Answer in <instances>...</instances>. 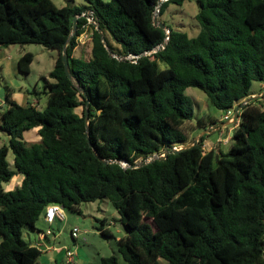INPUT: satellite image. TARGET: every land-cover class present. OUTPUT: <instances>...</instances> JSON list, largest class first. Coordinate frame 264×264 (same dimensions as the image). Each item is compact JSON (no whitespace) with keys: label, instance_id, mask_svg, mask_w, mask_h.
Listing matches in <instances>:
<instances>
[{"label":"trees","instance_id":"obj_1","mask_svg":"<svg viewBox=\"0 0 264 264\" xmlns=\"http://www.w3.org/2000/svg\"><path fill=\"white\" fill-rule=\"evenodd\" d=\"M184 1L160 4L167 44L134 61L117 55L140 54L166 37V28L154 23L160 0L62 6L0 0V44L36 42L57 50L51 78L42 75L43 88L33 89L36 97L48 95L44 107L33 98L18 101L8 86L0 104V127L10 134L9 145H0V264H38L43 249L24 237V227H49L37 224L49 203L81 212L82 202L97 199H109L120 213L126 233L117 243L125 264H264V94L240 109L229 149H205V133L173 150L192 140L190 130L218 124L199 117L188 125L196 112L187 87L203 89L226 112L255 93V80L264 81V0H197L195 34L161 18L170 2ZM88 9L99 23H90L92 38L84 43L90 54L75 53L86 15L67 45L77 83L66 73L63 50L75 15ZM33 60L34 52H23L19 70L30 72ZM33 128L40 138L29 141L25 134ZM167 146L163 159L122 163ZM16 173L23 174L21 183L5 189L2 183ZM100 229L110 234L109 227ZM89 264L121 263L112 253Z\"/></svg>","mask_w":264,"mask_h":264},{"label":"rangeland","instance_id":"obj_2","mask_svg":"<svg viewBox=\"0 0 264 264\" xmlns=\"http://www.w3.org/2000/svg\"><path fill=\"white\" fill-rule=\"evenodd\" d=\"M54 1L59 6L65 4H82L87 2V0ZM198 9L199 5L197 0H185L182 4L170 2L168 8L161 15V18L167 24L185 29L190 34H195L199 29V24L195 17ZM27 50L34 52V60L31 64L30 72H23L18 68V58ZM75 53L77 55L88 56L90 54L89 43L78 44L75 48ZM56 54V49L47 47L42 43L28 42L12 43L9 45L0 44V97L3 99L0 100V104H2V106L5 105V99L3 97L5 95L6 87L8 86L14 90L13 96H15L18 101L23 102L33 98V101L38 106L44 107L47 103L48 95L42 93L40 98L38 95L36 97L37 93L33 92V89L43 88L44 78L42 75L50 77V70L54 67ZM161 66L164 67L165 63L161 62ZM259 88L260 81L255 80L252 84V90L255 91ZM185 91L193 96L194 108L196 112V116L193 120L187 122L189 126L192 124L197 125L199 117H203L206 121L210 118H214L218 123L225 120V118H223L225 113L224 109H220L213 104L203 89L196 86H189ZM77 109L78 111H81L82 106ZM234 114L235 112L233 115ZM236 123L231 124L228 133H225L224 130L217 128L208 133L206 138L213 141L220 136L223 138V141L226 142L223 144V147L227 150L230 148L232 142L230 129H232L231 127L234 124L236 126ZM201 131L197 133L195 129L190 130L191 138L193 139L196 135L200 134ZM25 135L29 141L38 140L40 138L37 128L28 130ZM9 140V132L0 127V145H9ZM8 160L10 161L11 167L15 168L14 151L11 147L8 153ZM22 178V173H16L10 180L4 181L2 186L5 189H11L20 184ZM99 206L101 207L99 208ZM80 208L81 212L65 209L66 219H57L55 222L48 224V222L41 217L37 224L41 227H47L50 225L54 227L56 232L60 231L59 238L57 239L58 241L55 244L63 245L65 247H63L64 251L66 247L74 249L78 253V258L75 263L88 264L92 261H99L102 255L117 253L119 255L120 263L125 264L126 260L118 250L117 237L125 234L126 229L120 220V213L115 205L109 199H97L82 202L80 204ZM104 216H106L108 220H111V223H103L102 218ZM74 225H78L80 228L79 235L75 237L76 239H74L71 233V228ZM102 226L109 227L110 234H102L100 229ZM37 235L38 233L35 229L24 227V237L27 240L37 244V241L39 240ZM64 251H61L63 253V259L65 258ZM59 255L60 253H58L57 250H43L39 257L38 264H57V261H61Z\"/></svg>","mask_w":264,"mask_h":264},{"label":"water","instance_id":"obj_3","mask_svg":"<svg viewBox=\"0 0 264 264\" xmlns=\"http://www.w3.org/2000/svg\"><path fill=\"white\" fill-rule=\"evenodd\" d=\"M163 1H164V0H160V3H159V5H158V7L156 8L155 15H154V23L160 25V26L163 27V28H166V24H165L163 21H160L159 18H158V13H159V11H160V4H161ZM89 10H90V9H88L87 11L89 12ZM82 14H83V12L80 13V14L75 15V17H74V24H73L72 31H71V33H70V35H69V37H68V40H67V41L65 42V44H64V50H63V61H64V65H65L66 73L68 74L69 77H71L72 79H74L77 83H78V80L74 77V74H73L72 69H71V66H70L69 53H68V50H67V45H68V43L71 41L73 35H75L76 32H77L78 18H79ZM94 24L99 28V23L97 22V20H96V22H94ZM100 34H101V36H102L103 41H105V43L107 44V42H106V36H105V33H104V31H103L102 29H100ZM168 38H169V36H168L167 38L165 37V39H164L161 43H159L158 45H156L154 48H152V49H150V50H146V51H144V52H142V53H140V54H137V55L146 54L147 51H150V53H152V52H154V51H157V50H159V49L164 48L165 45L167 44ZM263 94H264V89L261 90V91H259V92H257V93H253V94L249 95L245 100H243L241 103L237 104V105L235 106V110H234L235 114L232 115L231 118L226 119V120L228 121V123H230V122H232V121H235V120L237 119V117L239 116V111H240V109L243 108L244 105H245L247 102H249V101H251V100H254V99H256V98H260V97L263 96ZM5 104H6V103H5ZM85 118H86V123H87L86 132L88 133V131H89V119H90L89 101H88L87 104H86V116H85ZM221 126H222V124L217 125V126H215V127H206V128L203 129V131H201L200 134L196 135L192 140H190V141H188V142H186V143H184V144L175 145V146L173 147V150H174V151H179V150H181V149H183V148L189 147V146L193 145L195 142L199 141L200 137H201L203 134H205V133H209V132H211V131H213V130H215V129H217V128H220ZM214 128H215V129H214ZM89 142H90V144L92 145V141L90 140ZM94 151H95V154H96L99 158L103 159V161H105V162H108V161H109V160L106 159V158H102V156L99 154L97 148H94ZM168 152H169V147L167 146V147L164 149V151H162V152H160V153H159V152H152V153H150L148 156H146V157H142L140 160H136L135 162L129 163V162H126V161H125V162H122V163H123L124 166L138 167V166L144 165V164H146V163H148V162H150V161H152V160H154V159H156V158L163 159V158L167 157ZM216 156H217V158H218L219 153H217Z\"/></svg>","mask_w":264,"mask_h":264},{"label":"built area","instance_id":"obj_4","mask_svg":"<svg viewBox=\"0 0 264 264\" xmlns=\"http://www.w3.org/2000/svg\"><path fill=\"white\" fill-rule=\"evenodd\" d=\"M82 15L87 16V21L82 25L84 30L78 35L77 40L80 43H86L92 38V31L90 30V23L96 22V18L93 15V11L90 9L88 11H84ZM169 28H166V38L169 36ZM150 51H147L146 54H149ZM119 58H130L134 61H136V57L139 56L137 54L129 53L126 55H117ZM235 109L228 110L224 113L223 118L229 119L232 117ZM204 147L205 144H204ZM45 219L49 222H53L55 219H66L65 214V208L62 204L52 202L49 203L46 207ZM80 228L78 225H74L71 229V233L74 237L79 235ZM39 235L41 236V240L38 242V245L43 249H49L54 246V243L52 240L46 239L49 235H52L53 237L56 236V233L54 232L53 228L51 226L47 227L45 230L40 231ZM77 259L76 251L74 249L66 247L65 249V258L63 259L62 264H76L75 261Z\"/></svg>","mask_w":264,"mask_h":264},{"label":"crops","instance_id":"obj_5","mask_svg":"<svg viewBox=\"0 0 264 264\" xmlns=\"http://www.w3.org/2000/svg\"><path fill=\"white\" fill-rule=\"evenodd\" d=\"M264 86V81H260V88L261 87H263ZM260 88L259 89H257V90H255V92L257 93V91H259L260 90ZM15 97V96H14ZM1 99L0 100H3L2 99V97H0ZM1 102V101H0ZM24 102H26V100L25 101H23L22 103H24ZM239 120H240V117L238 116L237 117V119L235 120V121H232V122H230V123H228V121L225 119V120H222L221 122H219L218 124H210L209 126H207V127H215L214 125H220V124H222V126L220 127V129H222V130H224L225 131V133H228V130H229V128H230V126H231V124H233V123H236L237 121L239 122ZM238 122L236 123V125L238 124ZM234 126H235V124L231 127L232 129H230V133L232 134V130H233V128H234ZM215 129V128H214ZM203 130V129H202ZM222 130H221V133H222ZM212 132V131H211ZM210 133V132H209ZM217 143V144H216ZM226 142H224L223 141V138H221L220 136L216 139V140H209L208 138H205V142H204V144H205V149H210V148H212V147H216V146H223V144H225ZM223 149H225L226 150V148H224L223 147ZM101 206H99V208H100ZM67 218V217H66ZM104 218H106V220L104 221V223H111V220H108V218L106 217V216H104ZM57 219H60V218H57ZM57 219H55V220H57ZM55 220L53 221V222H55ZM61 220V219H60ZM52 222V223H53ZM106 227V226H105ZM54 228V227H53ZM72 229V228H71ZM110 230V229H109ZM37 233H38V237H39V240L37 241V244H38V242L41 240V236L39 235V231H37ZM55 233H56V236L55 237H53L52 235H49L46 239H48L49 241L50 240H52L53 241V243H54V246H53V248H50V249H48V250H57L58 251V253H60V259H61V261H59V263L58 264H62V261H63V253L61 252V251H64V249H63V245H57V244H55V243H57V239L59 238V235H60V231H58V232H56L55 231ZM122 235H124V234H122ZM122 235H120V236H122ZM119 236V237H120ZM34 243V242H33ZM36 244V243H35ZM65 248V247H64ZM65 252V251H64ZM76 255H77V258H78V253L76 252ZM56 257H58V256H56ZM58 259V258H57ZM76 264H79V263H76ZM81 264H87V263H81ZM89 264V263H88Z\"/></svg>","mask_w":264,"mask_h":264}]
</instances>
